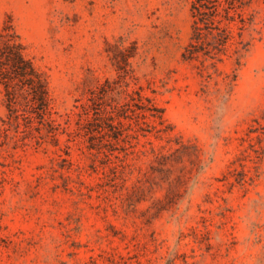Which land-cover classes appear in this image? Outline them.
<instances>
[{
	"label": "rangeland",
	"instance_id": "374dc122",
	"mask_svg": "<svg viewBox=\"0 0 264 264\" xmlns=\"http://www.w3.org/2000/svg\"><path fill=\"white\" fill-rule=\"evenodd\" d=\"M193 1L0 0L59 126L0 145V264H264V0L207 62Z\"/></svg>",
	"mask_w": 264,
	"mask_h": 264
},
{
	"label": "trees",
	"instance_id": "16d2710c",
	"mask_svg": "<svg viewBox=\"0 0 264 264\" xmlns=\"http://www.w3.org/2000/svg\"><path fill=\"white\" fill-rule=\"evenodd\" d=\"M254 1L194 0L191 7L192 36L184 58L202 62L222 61L223 56L230 51L239 54L246 47L244 35L253 24L246 8ZM1 38L0 84L4 88L8 114L0 129V145L10 138L13 129L22 146L33 143L40 146L48 139L56 141L59 126L50 117V96L46 81L32 62L25 58L16 36L3 34ZM145 107L142 103L140 109L146 111ZM88 108L83 107L85 126L96 120L94 116H89ZM142 116L145 117V114ZM100 119L107 124L113 121V116L104 110Z\"/></svg>",
	"mask_w": 264,
	"mask_h": 264
}]
</instances>
